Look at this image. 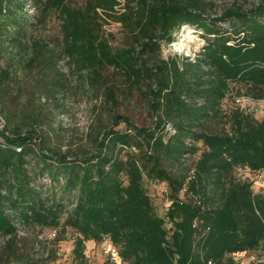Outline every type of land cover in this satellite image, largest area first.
Masks as SVG:
<instances>
[{"label":"trees","instance_id":"trees-1","mask_svg":"<svg viewBox=\"0 0 264 264\" xmlns=\"http://www.w3.org/2000/svg\"><path fill=\"white\" fill-rule=\"evenodd\" d=\"M30 3L34 25L54 13L60 34L32 38L27 66L53 71L55 86L62 85L58 64L65 57L87 70L92 84L104 89L113 123L98 132L91 153L55 151L38 128L40 113L14 107L15 82L9 69L0 70V112L7 120L0 129V264L23 260L17 223L71 228L80 264L86 242L107 240L123 264H241L238 256L245 264H264V194L237 177L239 171L264 175V118L239 104L264 102V1L212 19L200 0H0V47L6 41L26 47L20 14ZM105 17L126 29L128 47L110 44ZM184 25L199 28L206 44L194 58H163L162 43L172 44ZM109 71L130 86L119 90L126 96L146 85L153 127L117 113L125 96L117 95L120 86L107 84ZM27 118L30 129L23 132ZM121 123L126 128L115 129ZM199 151L191 173L183 175L188 156ZM147 181L167 184L165 217Z\"/></svg>","mask_w":264,"mask_h":264},{"label":"rangeland","instance_id":"rangeland-1","mask_svg":"<svg viewBox=\"0 0 264 264\" xmlns=\"http://www.w3.org/2000/svg\"><path fill=\"white\" fill-rule=\"evenodd\" d=\"M86 0H71L73 5H83ZM264 0H200L206 15L214 19L221 17L228 10L237 8L249 11L259 6ZM124 4L117 9L119 13L124 12ZM35 7L30 3L26 6L25 15L20 14L22 27L25 31L26 47L20 48L9 41L0 47V70L9 69L11 77L15 83H11V97L15 98L14 107L22 109L25 115H38L40 127L48 135V146L62 154L70 153L71 157L80 153H91L96 146V136L99 132L109 130L112 127L113 119L109 104L105 100L104 89L93 85L88 78L87 70L78 71L74 64H70L68 58L62 59L58 68L64 74L61 84L55 86V76L53 71L44 69L39 64L33 67L27 66V61L31 57L32 38L34 37H57L59 33V19L56 14H51L46 24L37 25L33 18L36 14ZM110 44L114 48L128 47L130 44L129 33L114 19L105 17L102 21ZM219 25L227 27L224 22ZM12 33V32H11ZM14 33V31H13ZM206 44L201 30L193 25H184L180 31L174 34L172 44L162 43L163 58H168L174 54L185 57H196ZM52 47V46H50ZM105 73V72H104ZM106 73L107 84L120 86L117 95L125 96L117 107V113L130 117L137 126L153 127V116L149 110V96L146 85L131 88L127 96L119 90L128 89L129 85L120 83L118 77ZM10 100V99H9ZM8 101V100H7ZM239 104L249 111H255L259 119L264 118V102L242 101ZM8 115V113H6ZM23 132L30 129L29 118L25 119ZM7 123L5 116L0 112V129ZM124 123L115 129L124 130ZM172 133L173 130H167ZM100 137V136H98ZM100 139V138H99ZM197 147L203 149L202 144ZM201 151V150H200ZM190 155L185 161V171L183 175L191 173L195 161L200 155ZM179 174L181 172L177 171ZM237 177L242 180H249L253 184V189L257 193L264 194V175H251L245 171H239ZM45 187L49 186L48 180H41ZM152 203L161 217H165L170 206L169 189L165 183H145ZM20 228L18 248L23 254V260L8 262L4 258L2 264H80L75 260L73 254L74 241L78 236L77 232L71 228L49 229L41 227L22 226ZM169 227V226H168ZM4 244V240H1ZM105 241L96 243L86 242L84 264H119L112 260L105 253ZM249 259L253 260L252 257ZM80 262V261H79ZM120 264H123L122 262Z\"/></svg>","mask_w":264,"mask_h":264},{"label":"built area","instance_id":"built-area-1","mask_svg":"<svg viewBox=\"0 0 264 264\" xmlns=\"http://www.w3.org/2000/svg\"><path fill=\"white\" fill-rule=\"evenodd\" d=\"M105 244H106V249H105L106 255L109 256L112 260L120 264L122 261L113 243L107 240L105 241ZM236 259L238 260V262H241V264H245V262L241 260L240 256L236 257ZM253 260H254V257H253ZM209 264H212V263L210 262Z\"/></svg>","mask_w":264,"mask_h":264}]
</instances>
